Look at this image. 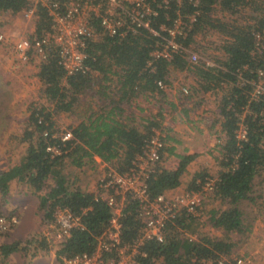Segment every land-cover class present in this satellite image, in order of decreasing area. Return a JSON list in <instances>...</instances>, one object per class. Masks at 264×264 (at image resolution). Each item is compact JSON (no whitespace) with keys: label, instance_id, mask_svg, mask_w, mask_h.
<instances>
[{"label":"trees","instance_id":"1","mask_svg":"<svg viewBox=\"0 0 264 264\" xmlns=\"http://www.w3.org/2000/svg\"><path fill=\"white\" fill-rule=\"evenodd\" d=\"M24 3V0H0V12L16 13ZM216 6L229 14H236L239 9H247L254 15L245 14L246 18H241L240 21L218 18L214 15ZM176 11L183 18L195 14L186 35L175 38L181 46L191 50L199 48L200 45L194 40L197 34L207 36L206 33L214 32L224 37L220 47L226 57L225 60H214L217 67L205 66L201 61L189 64L186 54L178 53L173 54L169 61L155 59L148 64L150 51L161 43L159 37L144 28L123 36L99 35V25L95 19H92L91 26L96 37L87 39L83 50V64L87 68L84 72L66 74L53 49L48 51L45 60L37 67L39 96L53 107L50 105V108L41 106L29 109L25 119L26 128L22 130L19 139L25 144L24 152L15 164L0 170V195L7 193L11 180L27 185L33 192L42 191L47 186V180H52L39 196V215L42 219H47L53 208H65L71 214L79 216L82 225V228L71 229L65 240L54 250L58 263H61L62 257L90 254L94 251L96 238L107 227L110 217L109 209L102 200H95L92 192L71 185L58 167L65 160L75 167L89 165L93 156H97L118 172L127 170L132 159L141 152L144 140L153 135L154 130L161 132L163 128L160 122L161 108L144 118L134 115L126 108L135 104L133 101L137 97L141 96L146 100L148 96L162 95L163 90L156 82L166 84L167 70L171 67L173 70H186V75L194 80L195 84L189 87L187 98L197 92L213 91L220 83H225V88L228 87L227 92L222 91L217 104L221 117L219 132L222 135V144L218 151L221 171L211 191V197L226 207L218 211H204L206 216L203 217L222 236L199 231L202 224L193 216L178 215L172 222L167 223L161 242H142L138 247L136 261L138 264H202L201 260L224 256V264H229L227 257L234 243L228 234L240 231L241 213L237 203L249 198L252 178L264 171V98L247 105L248 112L244 115L247 135L246 141L241 142L240 147H237L233 138L236 117L231 110L226 109V105L232 101V106L239 111L246 103L242 89L229 84L234 80L231 70L243 65L252 68L258 61L251 58L249 50L252 45V32L264 27V0H198L195 5L188 0H179V4L171 0L168 8L157 9L150 25L155 28L159 24L169 25ZM36 14L38 19L34 29L37 34H41L48 28L49 20L42 7L37 8ZM199 41L203 42L205 38ZM93 74L100 75L102 82L114 81L117 100H109L107 109L102 111L99 108L98 112L88 114L70 127L69 139L61 141L59 136H51L55 130L52 129L50 118L55 109L69 110L77 96L90 87ZM100 86L107 88L110 84ZM132 107L138 106L135 104ZM43 132H46V136H42ZM165 139L164 137L163 140ZM51 146L60 153L52 154L46 150ZM190 159L191 156L180 157L175 168H164L160 164V153L154 171L146 178L148 196L154 197L177 186ZM204 175L194 174L186 189L196 190L199 186L197 178L202 181ZM135 208V203L126 202L119 216L120 236L126 244L134 240L140 226ZM199 212L202 216L200 209ZM33 235L21 242L0 244L2 257L5 258L8 253L16 250L31 257L48 254L51 247L45 238Z\"/></svg>","mask_w":264,"mask_h":264},{"label":"built area","instance_id":"2","mask_svg":"<svg viewBox=\"0 0 264 264\" xmlns=\"http://www.w3.org/2000/svg\"><path fill=\"white\" fill-rule=\"evenodd\" d=\"M24 6L16 13L9 11L0 12V15L8 14L13 20L16 18L21 26L16 33L8 32L3 29L4 25L9 26L13 23L0 24V46H6L12 59L17 64L34 63L37 68L43 62L50 49L56 52L58 62L66 74L84 72L87 68L83 64L84 46L89 38H95L92 19L97 20L99 25V35L104 36H123L126 33L134 32L139 28L146 29L150 34L160 38L161 43L155 45L150 51L148 64L155 59L169 61L173 54H186V61L195 64L203 62L205 66L217 67L215 59L225 60V53L221 49L222 39L214 32L207 34L205 41H198V36H194L195 43L200 45L196 50L181 46L175 38L183 37L189 30V23L194 21L191 14L183 18L177 11L171 19L169 25L159 24L157 28L150 25V21L157 14L158 8H168L171 0H24ZM179 4V0H174ZM195 5L198 0H188ZM38 7L46 11L49 26L41 34H37L34 25L38 16ZM218 18H230L232 15L221 10L218 6ZM235 19V18H234ZM212 36L216 39H212ZM249 54L255 65L250 68L243 65L241 68L231 70L234 80L230 85L242 89L246 103L237 111L233 102L226 105V109L231 110L236 117V128L233 130V138L237 147L241 142L246 141V125L244 115L248 112L247 105L257 102L264 98V27L252 32V45ZM186 70H167V82L174 74H186ZM182 84V83H181ZM156 85L164 90L167 86L160 81ZM225 88V83H220ZM190 93L188 85L183 84L178 88L179 97H186ZM184 100V99H183ZM46 136V132L42 133ZM51 136H54L52 134ZM61 141L70 138V131L65 130L57 134ZM162 133L154 130V134L145 139L141 152L136 155L130 167L118 172L114 167L98 159L95 165L99 174L89 192L94 194V199H100L109 209L110 217L107 227L96 238V246L90 254L82 253L69 257H62L61 264H138L136 255L138 247L146 240L161 242L164 238V230L167 223L178 216H193L205 224L204 218L200 215L199 206L206 193H211L218 176H204L196 190L184 189L180 192L171 194H157L149 197L146 187V178L149 173L154 171L159 162L160 153L163 149ZM221 143L219 144L220 147ZM46 150L52 154L60 152L54 146L47 147ZM200 182V183H199ZM126 202L135 203V210L140 221V226L134 240L126 244L122 242L120 231L121 225L119 216ZM17 216L0 215V233L7 232L17 223ZM201 226V225H200ZM73 228H82L79 216L71 214L65 208L55 207L52 209L49 218L42 219L38 233L33 236H43L51 248H58L59 245L69 235ZM54 249V250H55ZM202 264H224L226 258L220 256L213 260H201ZM229 264H247L243 257L233 258ZM0 264H9L2 257L0 252Z\"/></svg>","mask_w":264,"mask_h":264},{"label":"rangeland","instance_id":"3","mask_svg":"<svg viewBox=\"0 0 264 264\" xmlns=\"http://www.w3.org/2000/svg\"><path fill=\"white\" fill-rule=\"evenodd\" d=\"M217 14L218 11L215 12L214 10V15L219 17ZM245 14H251L252 16L254 15L252 12L249 13L247 9L245 11L239 9L238 13L232 15V17L230 18H235L237 21H240L241 18H246ZM18 20L16 18L11 20L8 14L0 15V24L9 23L11 21V23L14 24ZM13 24L9 26L4 25L3 29L10 30V34L16 33L17 30L16 27L13 26ZM197 36L198 41L207 37L202 34L200 36L197 34ZM212 39L214 40L216 38L212 36ZM0 51L5 52V54H10L6 46H0ZM35 62L29 64L28 73H23L22 76H20V78L18 79V82L11 83L9 82V80L0 86V170L6 169L15 164L24 152L25 144L19 139L22 130L26 128L25 119L28 116L29 109L32 107L40 108L41 106L50 108V105L51 107H53L51 103L48 104L43 100V98L39 96L40 87L37 83V78H35L36 76L32 71L35 68ZM16 65L22 68L23 66H26L28 64ZM23 77L25 78V80H22ZM172 80L174 82L175 88L174 95H176V91H178L179 86H182L183 84L187 85V83L190 82V80H187L186 77L180 79V82L182 84L179 85L176 84L174 78ZM101 84L103 83L100 80V76L93 75L90 87L86 89L84 93H80L77 96V98L71 103L69 110L61 111L55 109L53 116L50 118L53 123L52 129L55 130V132L53 133L54 136H56L59 132L69 130L70 127L80 121L81 116L85 118L92 112H98L99 108H101L103 111V109H107L109 100H117L118 94L116 93V88L113 87L114 81L105 83L110 84V86L107 88H102L100 86ZM189 85H191V82ZM219 87L210 92H218V95H220V93L222 94V91L227 92L228 87L224 88L221 85ZM199 94L200 92H197L192 96L196 97ZM94 98L101 99L103 104L99 106L93 104L92 102ZM138 99L139 101H137V106L144 111H139V115L136 116L144 118L149 114H152L153 108L151 104H149L147 100H144L142 98ZM179 99L182 103L188 101L187 97L184 96L179 97ZM156 102L158 101L154 99V103ZM132 106H135V104H130V107L126 108V110L129 112L135 111L136 107L134 108ZM215 150H217V153H214L209 157L211 165H209L208 167H203L202 169H192L196 174L204 173L209 177H216L219 174V172L221 171L217 167V156L219 149L217 148ZM58 168L66 181H68L71 185L77 186L78 188L83 190H91L92 186L94 187L95 180L97 178V175L99 174L98 168L95 164L75 167L71 165L67 160H65ZM179 179L181 183L186 184L189 179V175L182 174ZM198 179L199 178H197V180ZM51 183L52 180L48 179L46 185L48 186ZM11 184L12 188L10 187L8 190V192L11 193H9L10 195L8 194L7 198L5 199L7 200L8 198H11L13 202H17L20 198H23L22 196L24 194V191L22 188V183L19 184L17 182H12ZM251 184V190L248 193L249 198L240 200L237 203V207L241 213L240 231L228 234L230 240L234 244L231 253L227 257V261H230L233 258L243 257L247 261V264H264V171H260V173L255 175L252 178ZM47 186L44 187L41 193L46 190ZM5 195H0V215H7L9 214L8 212L10 210H15L14 205H10V203L7 201L5 202L4 199L2 200ZM24 199L27 198L24 197L22 200ZM225 207L226 206L219 202V200L213 199L211 197V193H206L203 197L201 205L199 206V209L203 213L202 217L205 218L206 215L204 211H218ZM199 231L208 235L214 234L217 237L222 236L219 231H216V229L212 228L208 223L199 226ZM2 237L0 238L2 239ZM28 237H30V235ZM1 239L0 244H2ZM54 249L55 248H51V251H53ZM50 255L51 254L49 253L47 255L40 254L39 256H37L36 259L40 260V262L37 264H42L41 261L45 264H61L53 260V256ZM18 257L19 259H21L19 253Z\"/></svg>","mask_w":264,"mask_h":264},{"label":"crops","instance_id":"4","mask_svg":"<svg viewBox=\"0 0 264 264\" xmlns=\"http://www.w3.org/2000/svg\"><path fill=\"white\" fill-rule=\"evenodd\" d=\"M13 26L16 27L17 30V28H20L21 24L19 21H17L13 24ZM6 31L11 32L10 30ZM16 64L13 61L11 54H5V52L0 51V86L9 80V82L11 83L18 82V79L20 78V76H22L23 73H28L29 64L23 66L22 68H20V66ZM32 71L36 76L37 68L35 67ZM93 75L100 76L97 74ZM183 77H186L187 80H190L191 85H189L190 82L187 83V85L190 88L193 87L192 85H194L195 82L193 79L191 80L189 76L184 73H179L178 75L174 74L171 80H168L167 87L164 88L162 95L159 94L148 96V99L146 100L149 104H151L153 108L152 114L156 113L158 108H161L162 117L160 118V122L161 128H163V131H161V133L162 138L164 139L165 137L166 139L163 140L164 145L161 151L160 164L164 168H175L180 157L191 156L190 161L186 163L184 171L182 173L188 174L190 179L194 174H196L192 169H202L203 167H208L209 165H211L209 157L212 154L217 153V150L215 149H219V144H222V135L219 132L220 117L216 105V100L218 104L221 93L219 92L220 95H218V92H200V94L196 97L192 96V94L191 96H188L187 102L182 103L179 99L178 91H176L177 93L176 95H174L175 88L172 79L174 78L176 84L179 85L181 84L180 79H183ZM191 77L194 78L193 76ZM23 79L25 80L24 77L22 78V80ZM108 82L109 81H105L102 83L105 84ZM37 83L40 87V83L38 80ZM138 98H141V96L137 97L133 101V103H135L136 105L138 104L137 101H139ZM154 99H156L158 102L154 103ZM92 103L96 104L97 106L103 104L102 100L98 98H94ZM136 108L137 109H135V111H132L134 112V115H139V111H144L141 110V108ZM81 119H84L83 116H81L80 120ZM96 159L98 158L94 157L91 164H95ZM217 159L219 160V156H217ZM217 167L219 168V170L221 169V167L218 165V161ZM188 181L186 182V184H183L179 179L178 185L171 189H168L164 194L168 195L184 190ZM12 182L15 181L11 180L8 183L7 193L5 197L2 198V200L4 199L5 202L7 201L10 203V205H14L15 210H10L8 212L9 214L7 215H16L18 221L12 227L13 230L10 229L7 232H4V235H0V237L3 236L2 239L0 238L2 240V244L10 243L13 241L21 242L25 240L29 235H33L40 225L38 200L39 196H41L43 193H41V191L33 192L27 185L22 184V188L24 191L22 197H26L27 199L22 200L23 198H20L17 202H13L11 198H8L6 200L5 198H7V195L11 193L8 192V190L10 187L12 188ZM18 253L20 254L21 259H19ZM49 253L53 256V260H55L54 250H50L48 254ZM39 255L40 254L31 257L28 254H23L21 250H16L8 253L4 259L9 264H37L40 262V260L36 259V257ZM41 263L45 264L42 261Z\"/></svg>","mask_w":264,"mask_h":264}]
</instances>
